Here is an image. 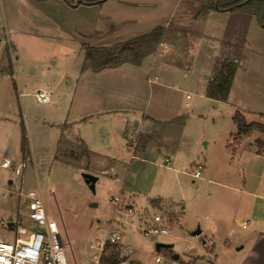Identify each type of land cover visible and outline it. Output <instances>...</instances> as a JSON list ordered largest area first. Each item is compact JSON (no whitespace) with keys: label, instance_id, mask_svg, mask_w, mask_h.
<instances>
[{"label":"rangeland","instance_id":"374dc122","mask_svg":"<svg viewBox=\"0 0 264 264\" xmlns=\"http://www.w3.org/2000/svg\"><path fill=\"white\" fill-rule=\"evenodd\" d=\"M193 2L0 0V164L22 165L18 176L14 169L0 166V217L20 220L27 232L41 230L24 216L20 197L39 190L45 212L65 243L68 264H91L96 252L88 246L108 230L114 212L111 198L120 194L122 204H131L135 214L117 215L120 244L105 247V255L117 252L118 264H174V254L181 264H240L247 250L242 246L254 225L250 221L247 230L237 227L234 220L242 218L237 210L240 197L221 184L240 190L253 186L260 176L262 164L254 152L264 133L255 131L238 146L228 142L235 131L236 111L247 123H264V48L245 46L227 101L206 96L211 70L194 65L181 67L174 77L161 75L153 84L145 79L146 84L139 86L129 81L128 71L100 80L81 70L85 48L120 46L155 27L171 29L178 13ZM195 39L189 35L185 43L193 45ZM171 48L168 43L158 54L145 56L141 76L153 77L150 70L156 73L162 50ZM106 84L118 96L143 88L141 107L148 114L158 109L161 114L164 108L160 123L151 125L157 131L156 146L146 155L137 152L138 157L131 159L127 153L125 163H120L114 161L120 158L117 145L108 149L111 160L93 153L86 157L80 150L77 140L84 133L98 132L97 124L69 126L66 119L95 117L99 103L93 101L94 93ZM38 91H49L50 101L38 102ZM144 142L140 136L139 150ZM164 156L169 157L168 165ZM197 166L200 178L193 179ZM83 174L98 178L94 192ZM242 202V209L248 206V200ZM137 213L146 219L160 214L168 223L169 236H143ZM197 227L201 234L192 236ZM0 235L12 241L15 230L0 226ZM158 243L173 246L157 250Z\"/></svg>","mask_w":264,"mask_h":264},{"label":"crops","instance_id":"0c3cea01","mask_svg":"<svg viewBox=\"0 0 264 264\" xmlns=\"http://www.w3.org/2000/svg\"><path fill=\"white\" fill-rule=\"evenodd\" d=\"M233 1L236 0H215L219 5H225ZM210 2L211 0H194L193 3H190L178 13L173 28L163 29L159 43L152 55L158 54L157 51H160V48L168 45V43L172 45V48L169 50H162L161 59H159L158 66L155 70L156 73H152L153 70L151 66L150 75L152 74L153 77L150 78V76H147L148 78H144L145 75L142 77L141 75L143 73L140 70L143 68L144 59L151 54H149V56L147 55L139 65L124 63L116 67H109L98 71L90 68L84 69L82 65L81 70L86 72L91 71L93 76L100 80H111L116 77H114V75H116L117 72L128 71L132 74L129 76V81H133L139 86V84H146L144 83L145 79L147 80V84H153L154 79L161 77V75L165 78L174 77L178 72L182 71L181 67H187V69H189L192 65L202 71L210 69L212 77L210 82L216 78L223 64L227 61L235 60L233 62L236 63L237 69V62L239 58L242 57V52L247 44L249 48L263 50L264 28L258 25L253 15L248 13L217 9L202 11ZM189 35L196 38V42L190 46L185 43ZM158 47L159 49H157ZM185 54L187 56H193V60L191 61L188 57L184 56ZM154 68L155 67H153V69ZM236 69L228 97L225 101L229 100L232 94ZM106 82L109 81H105V83ZM100 87V90H95L94 93L93 101L99 103V108L97 107L94 109L96 113L95 117L88 118L89 116H83L84 118H79V116V119L77 118L78 120L75 119L70 122H68L69 118L66 119V125L69 126L75 125V123L82 125L87 122H94L97 124L98 132L91 131L86 134L84 133L77 140L82 153L86 155V157H89V154L92 155L93 153V157L98 156L101 160H107V158L111 160L114 158H110L111 154L107 155V153H109L108 149L117 145L120 158L118 160L114 159V161H120V163L122 161L125 163L127 159L126 156H128L127 153L129 154L130 152L129 146L136 139L137 146L139 147V137L143 136L145 137L143 149L139 150L137 147L134 158L138 157L136 156L137 152L146 155L150 147L156 146L155 133L157 131L156 128L151 127V125H156L159 122V117H162L164 108H162L161 114L159 113V109L150 114L142 110L141 105L143 103L141 101L144 98L142 92L143 88L128 89L126 94L118 96L108 84ZM115 104L118 106H115ZM138 115H141L140 120L137 118ZM146 133H148V135H146ZM254 133L256 132L254 131L251 134L241 136L238 138L237 143L235 140H232L233 138L231 139L232 136L237 135V128L235 126L234 134L231 135L228 145L238 146L244 138H249ZM69 140L70 139L66 138L65 141L70 142ZM160 140L162 141L163 138ZM161 141L159 142L162 143ZM263 144L264 140H259L254 152V157L258 158L259 166L262 164L261 169L260 167L258 168V175H260L261 178L259 176L256 181L257 183L255 182L253 186L246 185L240 190L226 184H221L236 192L240 197L237 210L240 212L242 218L240 220H234L236 221L237 227L247 230L250 221L254 225L250 233L247 234L242 246V248H244L245 245H247V250L240 259V264H264V194L261 192L264 191ZM243 199L248 200L249 203L248 206L243 205L242 209ZM244 222H246V226L243 228L242 225Z\"/></svg>","mask_w":264,"mask_h":264},{"label":"built area","instance_id":"2783aa9c","mask_svg":"<svg viewBox=\"0 0 264 264\" xmlns=\"http://www.w3.org/2000/svg\"><path fill=\"white\" fill-rule=\"evenodd\" d=\"M36 99L40 103H48L51 99L49 91H38ZM189 98V95H186ZM187 106V103H185ZM137 140L135 139L129 146V155L135 157ZM165 165L170 163L169 157L164 156ZM3 168L14 169L16 176L20 175L22 165L13 168L7 161L0 164ZM200 166L191 173L193 179L200 178ZM1 195V194H0ZM24 199L25 211L24 216L34 225L41 228L38 231L27 232L22 227L20 220H4L0 217V226H6L11 230H15V237L10 241L4 235H0V264H68L64 256L65 243L58 231L56 223L49 220L45 209L42 196L39 190H29L26 194H21ZM121 194L111 198L114 205L113 220L108 223V230L105 233L98 234L97 238L91 240L88 246L90 251L96 252L92 255L91 264H99L101 256L104 254L107 245H119L121 240V225L118 224L117 215L132 216L135 214L131 204H122ZM138 218L142 221L139 227L140 233L146 237L169 236L168 223L160 214H154L152 218L146 219L142 213H137ZM143 219V220H142ZM112 221L117 226H113ZM8 222H12V226H8ZM246 226V222L242 227Z\"/></svg>","mask_w":264,"mask_h":264},{"label":"trees","instance_id":"16d2710c","mask_svg":"<svg viewBox=\"0 0 264 264\" xmlns=\"http://www.w3.org/2000/svg\"><path fill=\"white\" fill-rule=\"evenodd\" d=\"M210 9L240 11L251 14L255 17L258 25L264 28V0H236L225 5H219L215 0H211L210 4L206 5L202 11ZM162 32V27H155L148 33L120 46L87 47L85 48L83 68L98 71L124 63L138 65L145 56L155 51ZM235 69L236 63L233 61L225 62L216 78L209 83L206 96L211 99L225 101L228 97ZM233 121L237 128V135L234 139L236 141L241 136L251 134L254 131L264 133V124L258 122L247 123L237 111L233 115ZM24 142L23 140L22 148L25 146L23 145ZM119 261L117 252L112 251L108 255L103 254L99 264H118Z\"/></svg>","mask_w":264,"mask_h":264},{"label":"water","instance_id":"95a60500","mask_svg":"<svg viewBox=\"0 0 264 264\" xmlns=\"http://www.w3.org/2000/svg\"><path fill=\"white\" fill-rule=\"evenodd\" d=\"M83 179L84 182L88 185L89 189L94 192V185L95 182L97 181V177L91 174H83ZM9 183H11V181H9ZM12 222H8V226H12ZM201 234V229L199 227H197L194 231L191 232L192 236H198ZM173 246V244L171 243H158L156 244V249H160V248H171ZM179 260V255L178 254H174L172 255V261L174 264H181L178 262Z\"/></svg>","mask_w":264,"mask_h":264}]
</instances>
